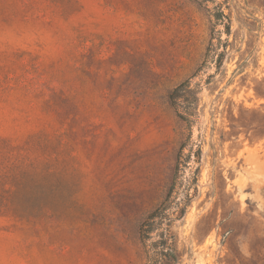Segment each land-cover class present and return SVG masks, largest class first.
I'll use <instances>...</instances> for the list:
<instances>
[{
  "label": "rangeland",
  "instance_id": "374dc122",
  "mask_svg": "<svg viewBox=\"0 0 264 264\" xmlns=\"http://www.w3.org/2000/svg\"><path fill=\"white\" fill-rule=\"evenodd\" d=\"M0 139V264H264V0H0Z\"/></svg>",
  "mask_w": 264,
  "mask_h": 264
},
{
  "label": "trees",
  "instance_id": "16d2710c",
  "mask_svg": "<svg viewBox=\"0 0 264 264\" xmlns=\"http://www.w3.org/2000/svg\"><path fill=\"white\" fill-rule=\"evenodd\" d=\"M225 25L229 34L228 19L222 10L214 14ZM219 56L222 52L218 53ZM180 87L173 90L178 95ZM35 150L45 152L50 143L44 140ZM33 145H31V150ZM24 148L12 146L5 139H0V215L12 218L44 217L49 209L48 166L27 155L20 154ZM166 264H173L168 262Z\"/></svg>",
  "mask_w": 264,
  "mask_h": 264
}]
</instances>
